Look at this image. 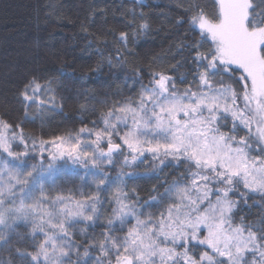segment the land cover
I'll return each instance as SVG.
<instances>
[{"label":"snow or ice","instance_id":"snow-or-ice-1","mask_svg":"<svg viewBox=\"0 0 264 264\" xmlns=\"http://www.w3.org/2000/svg\"><path fill=\"white\" fill-rule=\"evenodd\" d=\"M187 11L184 22L199 35L187 45L193 65L187 87L153 71L135 97L102 113L103 127L93 121L49 139L0 117V243L13 235L30 238L31 251L16 249L25 264H89L73 230L83 222L95 226L104 215L99 193L109 177L103 166L117 156L134 164L146 153L161 164L169 157L183 162L186 170L139 208V198L118 184L105 230L83 257L95 249L94 264H264V217L236 220L241 202L254 195L264 200V0H214L211 13L195 3ZM185 79L181 74L180 82ZM51 84L33 76L23 85L25 119L33 107L54 104ZM36 156L40 163L29 165ZM57 161L91 165L96 192L56 191L57 176L67 171ZM154 206L158 213L141 210ZM21 223L30 228L23 236Z\"/></svg>","mask_w":264,"mask_h":264},{"label":"trees","instance_id":"trees-1","mask_svg":"<svg viewBox=\"0 0 264 264\" xmlns=\"http://www.w3.org/2000/svg\"><path fill=\"white\" fill-rule=\"evenodd\" d=\"M194 3L209 13L214 10V0H0V117L22 122L27 134L49 139L85 125L93 127V121L103 127L102 113L116 101L135 97L153 71H165L178 88L187 87L193 76L187 45L199 35L189 31L184 21ZM142 23L148 28L142 29ZM121 32L127 34L126 41L120 39ZM181 74L186 77L184 83ZM33 76L42 84L51 80L48 95L56 99L54 104L33 107L25 119L19 94ZM39 163V156L28 159L29 165ZM47 163L45 154V167ZM61 165L67 171L57 176L56 191H70L77 197L80 192H96L92 175L96 170L91 165L56 162V167ZM103 167L109 177L99 193L104 215L95 226L83 222L73 230L81 244V259L89 264L99 253L93 249L89 257H83L84 247L105 230L106 217L115 206L110 201L116 186L134 200L138 197L139 208L153 196L159 199L187 165L171 158L161 164L145 154L134 164H125L124 157L117 156L113 164ZM141 210L158 213L160 206ZM240 216L257 222L264 217V200L254 195L247 205L241 202L237 221ZM80 228L86 232L81 234ZM17 232L23 236L30 228L21 223ZM31 247L30 238L13 235L9 244L0 243V264H25L16 249L31 251Z\"/></svg>","mask_w":264,"mask_h":264},{"label":"rangeland","instance_id":"rangeland-1","mask_svg":"<svg viewBox=\"0 0 264 264\" xmlns=\"http://www.w3.org/2000/svg\"><path fill=\"white\" fill-rule=\"evenodd\" d=\"M46 154V153H45ZM147 154V153H146ZM47 155V154H46ZM148 155H150V154H148ZM151 156V155H150ZM152 157V156H151ZM170 158V157H169ZM163 159V158H162ZM107 165V164H106ZM96 170V169H95ZM97 171V170H96ZM45 175H46V173H45ZM117 184V183H116ZM133 223H134V221H132Z\"/></svg>","mask_w":264,"mask_h":264}]
</instances>
